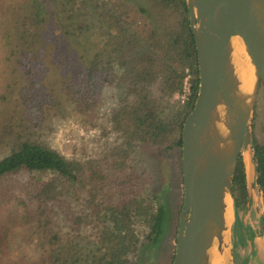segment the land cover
Segmentation results:
<instances>
[{"label": "trees", "instance_id": "1", "mask_svg": "<svg viewBox=\"0 0 264 264\" xmlns=\"http://www.w3.org/2000/svg\"><path fill=\"white\" fill-rule=\"evenodd\" d=\"M146 1L153 18L141 7L133 12L128 0L94 6L89 15L97 14L104 26L96 32L101 45L95 49L84 36L93 24L84 12L77 13L82 20L75 32L63 29L51 46L44 35L27 30L25 38L21 32L23 45L14 44L16 100L31 132L0 157V264H124L139 244L156 248L164 237L166 189L155 192L143 155L176 146L180 157L197 67L183 0ZM40 21L33 12L23 23ZM51 70L54 81L46 84ZM186 76L189 94L170 111L168 100L181 93ZM51 112L75 118L81 141H87L80 154L65 156L36 138ZM251 159L264 230V144L253 141ZM232 183L244 185L240 158ZM15 228L18 244L10 249ZM90 238L95 252L88 248L83 255L80 242Z\"/></svg>", "mask_w": 264, "mask_h": 264}, {"label": "water", "instance_id": "2", "mask_svg": "<svg viewBox=\"0 0 264 264\" xmlns=\"http://www.w3.org/2000/svg\"><path fill=\"white\" fill-rule=\"evenodd\" d=\"M183 2L194 42L197 92L180 132L182 203L171 264H211V249L225 251L224 264H235L232 177L244 147L251 185L249 139L256 96L264 89V0ZM233 37L241 40L251 66L247 87L236 69Z\"/></svg>", "mask_w": 264, "mask_h": 264}, {"label": "rangeland", "instance_id": "3", "mask_svg": "<svg viewBox=\"0 0 264 264\" xmlns=\"http://www.w3.org/2000/svg\"><path fill=\"white\" fill-rule=\"evenodd\" d=\"M102 1L0 0V157L8 152L12 143H15L19 137H24V132H31L26 129L22 108L18 100H16L20 78L14 65L15 56L11 53L14 50V44L23 45L22 36L26 37L27 33L24 34V30H27L28 33L38 31L42 37L44 35L46 45L51 46L54 44L55 36L63 29L71 30V33L75 32L74 28L77 27L75 23H80L79 19L82 20V17L78 16L77 13L84 12L83 16L93 21L88 30L84 29L86 30L84 36L87 40H91L92 48L95 49L101 45L96 32H99L100 28H104V26L102 22H97V14H93V16L89 14L94 9L96 10L97 5ZM128 4L132 6L133 12L138 10V7H141L148 16L153 18L155 15L146 0H128ZM33 12H38L44 21H40L37 24L31 22L29 25H24V20L28 21V17ZM37 28L38 30H36ZM105 30L108 31L109 29L105 26ZM21 32L23 33L22 36ZM73 38L78 40L79 36H74ZM54 71L51 70L46 74V84L54 81ZM180 100V94L173 95L168 100V110L172 111L175 107L182 105ZM64 112L57 114L48 113L45 125L42 123V127L36 132L35 136L65 156L73 155L75 152L80 154L87 141L86 139L81 141L84 134L81 128L77 126L75 118L63 116ZM251 133L254 140L258 142L264 141L263 87L259 88L256 96ZM143 156L153 174L155 192L158 188L166 189L169 225L164 237L160 239V243L156 248L148 249L143 242L139 244L134 254L126 258L124 264H171L175 229L182 201L179 148L175 146L166 152L162 147L152 148L148 149ZM242 158V164L243 161L247 164L248 160L244 156ZM152 205L155 207L156 201H153ZM18 233L19 229L15 228L12 234L13 240L8 244L10 249H12V244H18ZM80 245L83 255L90 250L95 252V244L91 238L89 240H81Z\"/></svg>", "mask_w": 264, "mask_h": 264}, {"label": "flooded vegetation", "instance_id": "4", "mask_svg": "<svg viewBox=\"0 0 264 264\" xmlns=\"http://www.w3.org/2000/svg\"><path fill=\"white\" fill-rule=\"evenodd\" d=\"M249 141V152L251 157L252 144L254 141L252 133L250 135ZM255 142L259 144H264V141L258 142L255 140ZM243 156L247 160L249 159V156L245 151L244 147L241 148L238 155V159L240 158L244 173V168L242 164ZM247 163H249V161ZM250 182L251 185H248L244 173L243 187L240 188L238 185L232 183L231 188L233 203V221L231 224L230 232L232 254L235 264H264V249L258 251V247L253 242V238L256 235H264V230L262 228L261 223V216L263 210L262 194L255 181L254 169Z\"/></svg>", "mask_w": 264, "mask_h": 264}, {"label": "bare ground", "instance_id": "5", "mask_svg": "<svg viewBox=\"0 0 264 264\" xmlns=\"http://www.w3.org/2000/svg\"><path fill=\"white\" fill-rule=\"evenodd\" d=\"M232 46H233V56L236 63V69L240 79L243 81V86L247 87L250 84L252 74H251V66L249 64V60L243 51V46L241 40L238 37L232 38ZM249 161V159H248ZM247 172L248 175L251 174L250 164L247 163ZM226 219L230 221L229 210L226 211ZM211 264H224L227 261V256L225 251L222 254L215 251V249H211L210 254Z\"/></svg>", "mask_w": 264, "mask_h": 264}, {"label": "built area", "instance_id": "6", "mask_svg": "<svg viewBox=\"0 0 264 264\" xmlns=\"http://www.w3.org/2000/svg\"><path fill=\"white\" fill-rule=\"evenodd\" d=\"M188 94H189V83H188V79H187V76H186L183 79L182 90H181V93H180V99H181L180 102L181 103L184 102V99H186Z\"/></svg>", "mask_w": 264, "mask_h": 264}, {"label": "crops", "instance_id": "7", "mask_svg": "<svg viewBox=\"0 0 264 264\" xmlns=\"http://www.w3.org/2000/svg\"><path fill=\"white\" fill-rule=\"evenodd\" d=\"M253 242L258 247V249H257L258 251H260L261 249L262 250L264 249V235H262V234L261 235H256L253 238Z\"/></svg>", "mask_w": 264, "mask_h": 264}]
</instances>
